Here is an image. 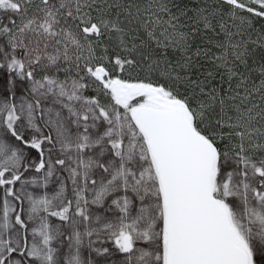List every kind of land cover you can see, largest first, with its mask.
<instances>
[{
    "label": "snow or ice",
    "instance_id": "1",
    "mask_svg": "<svg viewBox=\"0 0 264 264\" xmlns=\"http://www.w3.org/2000/svg\"><path fill=\"white\" fill-rule=\"evenodd\" d=\"M0 264H264V0H0Z\"/></svg>",
    "mask_w": 264,
    "mask_h": 264
}]
</instances>
